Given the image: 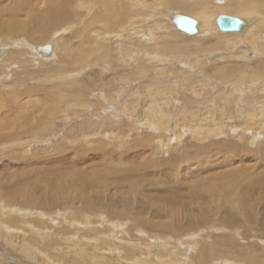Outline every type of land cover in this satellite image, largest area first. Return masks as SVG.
Masks as SVG:
<instances>
[{
    "label": "rangeland",
    "instance_id": "1",
    "mask_svg": "<svg viewBox=\"0 0 264 264\" xmlns=\"http://www.w3.org/2000/svg\"><path fill=\"white\" fill-rule=\"evenodd\" d=\"M93 1L0 0V200L2 198V207L14 209L9 217L2 214L7 210L0 208V264H166L156 256L163 243L168 250L181 251L177 258L172 257L175 264H253L251 258H258L257 263L264 264L263 227L260 229L254 223L262 213L258 208L256 214H244L231 204L218 205L224 203L221 196L204 197L205 201H212L211 209L216 204L218 209L208 213L202 210L203 205L199 202L190 203L186 199L185 203L190 207L179 208L175 216L153 208L144 199V195L158 194L159 191L182 193V188L186 194L191 186L200 184L210 175L222 177V173L232 169L239 178L246 180L252 192V202L264 201L257 189L264 184V139L257 146L249 145L251 137L256 138L264 131L255 130L248 134L238 129L242 123V118L238 119L240 110L243 113L254 110L264 115V81L255 82L256 85H237L239 82L227 83L226 77L228 80L235 78L231 77L232 62L241 68L248 64L244 69L260 66L264 52L260 53V50L258 53L249 43L251 51L239 57L234 52L236 48L207 52L193 43L188 44L192 52L174 51V54L182 55L154 59H150L153 54L142 57L141 53L152 50L149 36L138 31L139 38L134 35L136 39L130 40L133 36L130 31L105 33L107 28L100 22L106 17V11L113 13L109 12L111 0L96 1L95 15L90 7ZM82 3H85L84 7ZM213 3L218 7L215 16L227 14L221 10L225 7H219L225 0L222 3L213 0ZM163 18L171 25L172 32L179 31L170 15ZM95 21H98L96 26ZM7 26L13 30L5 31ZM178 33L182 36H176L180 42L187 39V35ZM38 36L41 39L38 40ZM21 40L29 46L57 43L55 58L37 60L39 52L34 50L35 56L31 55V50L23 52ZM130 41L145 44L147 50L143 46L137 47L136 57L132 58ZM101 46L108 47L112 53L110 60L96 61L97 65L92 66L82 63L62 67L64 56L74 63L95 60L98 53L103 52ZM241 46H238L239 50ZM9 52H12L11 57L15 56L16 62L13 60V65L5 67L7 64H3L2 57L8 56ZM79 53L86 54V57H80ZM219 65L231 68V72L224 76L226 79L216 76L214 69ZM130 67L144 68L145 75L123 84L120 77L132 70ZM71 79H79V88H86L79 97L74 93L68 96L72 88L65 87L64 81ZM104 81L124 85L123 93L115 96L117 102L107 103L105 94L97 93L93 84L100 85ZM102 88L108 96L107 88ZM57 90L65 91L62 98L67 94L66 100L57 96ZM148 109L152 111L150 114L167 119L165 126L154 121L149 126L144 120ZM177 110L185 115H178ZM218 111H224L225 125L224 128L219 126L222 132L216 136L212 115L216 112L214 116L218 119ZM228 116L234 119L229 120ZM117 121L120 128L114 125ZM233 125L237 127L234 134L230 130ZM200 126L204 128H201L203 132ZM195 128L203 133L201 138L193 134L197 132ZM167 143L168 148L157 149L160 144ZM226 156L231 160V166L224 164L228 161ZM143 164L150 165L145 168ZM216 164L227 167L218 170L215 168L220 167L213 168ZM105 166L113 169L109 179L114 182L141 181L137 194L129 192L128 199L117 197L111 200V194L105 192L101 201H97L95 190L88 189L84 182L100 181L105 175L101 168ZM211 168L215 172H205ZM201 170L204 174L194 176L193 172ZM75 178L78 181L68 189L72 191L71 198L56 193L59 182L54 181ZM198 190L203 193L200 188ZM10 192L12 199L2 197ZM24 194L32 197H28L26 203L22 199ZM208 194L207 197L212 195ZM82 198L92 205L80 202ZM16 209L18 213H15ZM98 216L110 222L109 230L101 237L85 230L93 224L104 228L105 224ZM11 218L15 219V226H11ZM41 221L44 224H40ZM173 231L179 234L171 238ZM204 249L212 250V254L201 258Z\"/></svg>",
    "mask_w": 264,
    "mask_h": 264
},
{
    "label": "bare ground",
    "instance_id": "2",
    "mask_svg": "<svg viewBox=\"0 0 264 264\" xmlns=\"http://www.w3.org/2000/svg\"><path fill=\"white\" fill-rule=\"evenodd\" d=\"M96 1H98V0H94L93 1V5L92 6L90 5L91 10L93 8V15H95V13L97 14L95 7L98 6V3ZM217 1L221 2V3L224 2V0H217ZM79 2H81V1H79ZM214 2L216 3V0H214ZM84 4L82 3L81 6L84 7ZM217 4H219V3H217ZM59 5H62V4H59ZM219 7L220 8L221 7H225L224 9H221V10H224L227 14H219V15L215 16V12L217 11V9H215V8H218V7H216L214 5L213 0H111V7L109 9V12H113V13H107V11H106V17L104 19L101 18L102 22H100V23L103 25V27L106 26L107 31L105 33H108V34H111V33L115 34V31H117V32L120 31L121 33L123 31H130L132 33V35H133V36L130 37V40H133V37H135L134 35H137V37L140 36V35H138L139 34L138 31L145 32L146 33L145 37L149 36V38H150L148 43L150 42L152 44V50H150V52H147L148 54L144 53V52L141 53V54H142V57L143 56L148 57L150 54H153L154 56L151 55L152 58H150V59H154L156 57L161 58V57L172 56V55H182V54H174V51H177V52L187 51L188 53H189V51L192 52V50L189 49L190 47L188 48V46H189L188 44H193V43H196L197 45H199V47L201 49H203L204 51H207V52H209V51L213 52V51L234 50L236 48L235 49L236 51H234V52H236V54L239 57H242L241 54H244V53H247V52L251 51L249 46H248L249 43H250L252 45L253 49L257 50V52L261 50L260 53H263L264 52V37H263L264 36V0H225V3L222 6H219ZM49 10H51V9H49ZM49 10H47V11H49ZM91 13H92V11H91ZM51 14H52V12H49V15H51ZM176 14L184 15V16H187V17L189 16L190 18H192L193 20L196 21V32L194 34H186V33H183V32L180 31L183 35L185 34V36L186 35L188 36L187 39H185V40L181 39L182 42H180L177 39V37H176V36H178L179 38L182 37L181 35H179V33H178L179 31L175 32V33L172 32L171 25L168 23V21H165L164 18H163L165 15H170L171 19H172L173 16H175ZM221 15L238 18V19L241 20L242 24L239 26V29L237 31L223 32V31H221L219 29V27L217 25L218 24L217 23V19ZM254 15H258L257 16L258 18H256V17L253 18ZM63 18H64V16H63ZM63 18H61V19H63ZM92 21L93 20H91V23H92ZM96 22L98 24V21H95L94 22V26H96ZM51 23H52V21H51ZM145 26L147 27L146 29L144 28ZM214 27H215V29H214ZM216 27L218 28L217 29L218 32L216 31ZM40 29H42V28H40ZM11 30H13V27H10V26H7V30L5 29V31H11ZM201 30H203V32L201 33V35H198V34H200ZM121 33H119V34H121ZM195 35H198V36H195ZM39 37L40 36H38V38H37L38 40L41 39ZM135 39H136V37H135ZM211 39H214V40H211ZM19 42H21L20 46H22L24 48L23 52H26V50H31V52L33 51L32 54H31L32 56H35L33 54V53H35L34 50L39 52L38 54L40 56H39V58L36 57L37 60H52L53 58H55V55H56L55 50L57 49V43H55V42L45 43V44H42V45H39V46H35V45L29 46L28 44L24 43L23 40H21ZM125 43L127 44V42H125ZM128 44H132L133 45V51H132L133 55H131L132 58H134V56L136 57L135 53L137 51V47L143 46V49L147 50V48L144 47L145 44H139V43H136V41L135 42L130 41ZM241 44H242V46H241L242 49L239 50L238 46H240ZM47 45L49 46L50 50H49V53L46 54L42 49H43L44 46H47ZM28 48H30V49H28ZM40 48H41L42 51L39 50ZM107 48H106V46L105 47L101 46V50L103 51L101 54L96 52V51H98V49H97L95 51V53H98V55L95 57V60H91V61H90V59H84L82 62L74 63L71 58L69 59L66 56H64L65 58H64V61H62V67L66 66V65H69V64L73 66V65L82 64V63L83 64L84 63H88L89 65L91 64L90 66H92V65H97L95 63L96 61L101 63V62H103L105 60H110L109 58L110 57L112 58V53H109L110 51H108ZM134 48H136V50ZM127 49L130 50V48H127ZM12 52H9L8 56H5V57L3 56L2 57L3 58V61H2L3 64H5V63L7 64L5 67H8L11 64L13 65L14 62H11V61H13V60L15 61V56L13 55L14 58L11 57ZM255 53H256V51H255ZM185 54H187V53H185ZM252 54H254V53H252ZM79 55H80V57H83V55H84V58L86 57V54L79 53ZM162 55H164V56H162ZM66 58H67V60H65ZM199 62H201V61H199ZM261 62L264 63V61H261ZM263 63H260L259 64L260 66H258V67H256V66H252V67L248 66L246 69H244L245 66H247L248 64L245 65V66L242 65V66H244V68H241L240 67L241 65H237L236 63L232 62L231 63L232 64L231 77L232 76L235 77V78H233V80L232 79L228 80V76H226V74L231 72V71H229V69H231V68H228L227 66L225 67V65H219L216 69H214L215 70L214 72L216 73V76L218 77V79L220 77L221 78H225L224 76H226L227 77V81H228L227 83L234 84V82H239L240 84L239 83H236V84L237 85H244V84L251 85V84H255V82L259 83L260 81L261 82L264 81V71L262 70L263 69ZM130 64H128V65H130ZM5 67H1V68H5ZM120 67H122V65ZM124 67H126V66H124ZM130 68H132V67H130ZM114 69L117 70L118 67H115ZM5 70H6V68H5ZM259 70L261 71L260 74H259ZM120 72H122V71H120ZM144 72H145V70L142 67H133L132 70L125 72L123 77H120L121 78L120 81L123 84L124 83L129 84V83L134 82L135 80L143 77L145 75ZM119 76H120V74H119ZM261 76H263V77H261ZM259 78H261V79H259ZM78 80L71 79V80H67V82L64 81L65 82V87L72 88L71 91H69L68 96H73V93H74L75 97L76 96L79 97L84 92L83 90L86 89L85 87L83 88V90L81 88H79V85L81 86V84L78 82ZM96 83L93 84V86L97 87V90H98L97 93H100V94L102 93V95L105 94V98L108 101L107 103L117 102L118 99L115 98L116 94L123 93V88H124L123 84L114 85L111 81H108L106 83L104 81L100 85H99V83H97V84ZM100 86L107 88V90L109 91L108 96H106L107 93L104 92V88H102ZM57 88H60V87H57ZM57 88H54V89H57ZM167 89H168V87L164 88V91H166ZM99 90H100V92H99ZM235 90H238V89H235ZM56 93H57V96H59L60 99L66 100L65 97H66L67 94L65 95L64 99L62 98V94L63 93L65 94V91L62 92V90H57ZM27 95H28V92H27ZM127 104H126V102L124 103V105H126V106H127ZM242 104H244V103H242ZM238 106H240L239 103H238ZM241 106L243 107L244 105H241ZM182 108H183V106H182ZM185 109L183 108V110H185ZM165 111H167V110H165ZM147 112L148 113L145 115L146 118L144 120H145L146 123H148V125L152 124L151 122L154 121V123L157 124V125L165 126V124L167 122V119L159 118L158 115L154 116L153 114H150V113H152V111H150L149 109L147 110ZM177 113H178V115H180L182 113L185 115V113L183 111L179 112V110H177ZM215 113L216 112H214V114L212 115V119H213V121H212L213 122L212 123L213 127L212 128L214 129L213 131L215 132L216 136H218L219 132L220 131L222 132V130L219 128V126L221 128H224V125H225L224 124L225 123V121H224L225 114H224V111H218V113H220V116L217 119L214 116ZM181 116H183V115H181ZM164 117H166V116L164 115ZM227 118L229 120H233L234 119L233 116L232 117L228 116ZM239 118L240 119L242 118L241 119L242 123L238 127L240 132L249 134L250 132L255 131V130H258L260 133L264 131V115H262V112H261V114H258V112L255 113L254 110H250V111H247L246 113H243L240 110L239 111V115H238V119ZM116 123L117 124H114V125H117L116 127L120 128V125H119L120 123H118V121ZM138 123H140V122L138 121ZM202 125H204V124L202 123ZM208 125H209V123H208ZM216 125H218V128L216 127ZM201 128H203V127L200 126L199 129H201ZM206 128H207V126H206ZM212 128H211L210 131H212ZM190 129H191V127H190ZM236 129H237V127L234 126L230 130L231 131L233 130L232 132L234 134L236 132ZM149 130H151V129H149ZM203 130H204V128H203ZM28 131H30V130H28ZM196 131H197V129L195 130V132ZM200 131H202V129ZM200 131H197L196 133H193V134L201 138L203 136V133H201ZM213 131L211 133H213ZM32 132H33V130H32ZM259 132H257V133L259 134ZM155 133H156V131H155ZM209 134L210 133H208V135ZM263 135L264 134H262V135L259 134L256 138L251 137V139L249 141V145L250 146H257L258 144H260L262 139H264ZM179 137H180V135H179ZM179 137H176V138H179ZM170 141H171V138L168 139V142H170ZM119 145H121V144H119ZM160 145H161V147L157 148L159 151H162V149H165V148L169 147L168 143L164 144V145H162V144H160ZM155 152H158V151L155 150ZM226 158L228 159V156H226ZM170 160L175 161L177 159H174V160L170 159ZM230 161L231 160L228 159V161H226L224 164L227 165V166H231ZM117 162H119V161H116V163ZM175 162H178V161H175ZM148 165H150V164H146V165L143 164L142 167L147 168ZM227 166L216 164V166H213V168L220 167V168H215V169L219 170V169H223L224 167H227ZM213 168H211V170H207V171L205 170V172H215V169H213ZM101 169L105 170V172H104L105 175L102 176L100 181L93 182L92 179H91V181L90 180H86L84 182L85 184L88 185V189L95 190V195H96V197H98L97 201H101L100 197L105 192H108V193L111 194L112 198L109 197V199H111V200L116 199L117 197H118V199H122V198L128 199L127 197L129 196V192H132L133 195H134V193L140 187L141 181L138 182V180H132V181H130L128 183H125V184L117 183V182H114V181L110 180L111 178L109 179V177L113 174V169L110 166H105V167H103ZM95 172H97V171H95ZM99 174H101V173H99ZM193 174H194V176H197L198 174H204V170L193 172ZM222 174H224L222 176L224 179H222V177H218L219 174H214V175H210L209 177H207V178H205V179H203L201 181H200V179L196 180L195 182L200 181V184H198L196 186H191V189L186 194L184 192V188H182V193H174V192H170V191H166V192L159 191L158 194L151 193L150 195H144L146 197V198H144L145 202H147L153 208H155L157 210H161L162 212H165V214L166 213H170V214L175 215L176 212L179 211L178 210L179 208L188 209L190 207V205L185 203L186 199H187V200L190 201V203L199 202L200 205H203L202 210H205L208 213H211L212 209H218L216 207L217 204L214 205L213 208L211 209V204H212L211 202L212 201L210 199H207L205 201L204 197L205 198H212V197L216 198V196H221V199L223 200L224 203H221V204H218V205H221L222 207H225L227 205L229 206V204H231L232 208L236 207L238 211H241L244 214H253V213L256 214L255 211H257L256 208H258L259 209L258 211H261L262 213L259 216V218H256L254 223L258 227H260V229L262 227L264 228V215H263L264 214V201L263 202H259L258 201L257 203L252 202L253 201L252 198H251V193L252 192H250L249 187H248V185L246 183V180L244 178H242V177L239 178L237 176L238 173H237V175L235 174V170L230 169V171H228V172L225 171V173H222ZM97 175H95V176H97ZM236 176H237V178H236ZM240 176H241V174H240ZM92 177H93V175H92ZM66 181H67V179L61 180V181H57V180L54 181V182H59L57 184V190L58 191L56 193L61 194V196L64 195V196H67V197L71 198L72 191H70L68 189L72 186L73 182L74 181L77 182L78 179L75 178L72 181H67V182ZM255 186H257V185H255ZM199 188L202 190L203 193L199 192V190H198ZM110 189L111 190L113 189V191H110ZM257 189H258L260 195L262 194V197L264 198V184H262V186L259 185L257 187ZM253 191H254V189H253ZM66 193H67V195H66ZM208 193L212 194V195L210 197H207L206 194H208ZM135 194H137V193H135ZM119 196H122V197L119 198ZM0 197H1V195H0ZM2 197L6 198V199H12V194H11V192L10 193H6V194H3ZM28 197H31V196L30 195H26V194L22 195V199H25V203L27 202V198ZM141 197H143V194H141ZM66 199L67 198L64 199L65 202H66ZM90 199H91V197L88 198L89 201H90ZM84 200H85V198H82V200H80V202H82L83 204H86V205H92L91 204L92 202H86L85 203ZM29 201H31V199ZM50 202H48V204ZM127 202H124V203H127ZM2 204L3 203H2V198H1V200H0V205H1L0 208L2 207ZM257 206H259V207H257ZM2 208L7 210L6 212H4L2 214L6 215V216H9V217L11 215L10 213H12L14 211V209L11 208L10 206H4ZM166 209H169V210H166ZM18 212L19 211L16 209L15 213H18ZM116 215H119V214L116 213ZM26 216H29V215L27 214ZM13 217H17V216L13 215ZM98 218L102 219L101 222L105 224L104 228L102 226L101 227L100 226H93L94 225L93 224L88 230L87 229H85V230H86V233L91 232L95 236L101 237L102 234L105 231L109 230L108 224L110 222L107 220V218L105 219L102 216H98ZM257 219L260 220L259 223L257 222ZM10 220L11 221H9V222H10L11 226H15V224H17L14 218H11ZM40 220H42V219H40ZM20 221H21V219H20ZM18 223H19V219H18ZM40 224H44L43 221H41ZM177 226L180 227V225H177ZM175 227H176V225H175ZM263 228L261 229V231L264 234V229ZM109 232H112V231H109ZM176 234H179V233H176L175 231H173L172 235L170 234L171 238H173V236H175ZM84 236H85V234H84ZM39 237L41 238V235H39ZM40 238H38V239H40ZM40 241H42V239ZM210 251H212V250L204 249V252L200 253L201 255L199 257L202 258L205 255L212 254ZM180 252L181 251L174 250V249L168 250L167 246L163 243L162 245H160V247H158V252H157L156 256H158V258L160 257L161 260L164 261L166 264H173V263L175 264V262H173V258L172 257L177 258V255ZM207 252H209V253H207ZM250 261H251V263L255 264V263L259 262V259L258 258L257 259L256 258H254V259L251 258ZM139 264H142V263L139 262ZM145 264H147V263H145ZM257 264H261V263H257Z\"/></svg>",
    "mask_w": 264,
    "mask_h": 264
},
{
    "label": "water",
    "instance_id": "3",
    "mask_svg": "<svg viewBox=\"0 0 264 264\" xmlns=\"http://www.w3.org/2000/svg\"><path fill=\"white\" fill-rule=\"evenodd\" d=\"M173 23L176 26L177 30L183 33L194 34L196 32V21L190 17L176 14L175 16H173ZM217 23L219 29L223 32L237 31L239 29V26L242 24L240 19L224 15L218 17ZM39 50H41V48ZM42 50L47 54L49 53L50 49L47 45L44 46Z\"/></svg>",
    "mask_w": 264,
    "mask_h": 264
}]
</instances>
